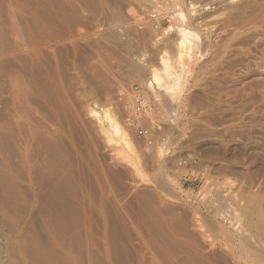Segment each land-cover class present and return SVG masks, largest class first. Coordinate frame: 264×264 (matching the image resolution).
<instances>
[{"label": "rangeland", "instance_id": "374dc122", "mask_svg": "<svg viewBox=\"0 0 264 264\" xmlns=\"http://www.w3.org/2000/svg\"><path fill=\"white\" fill-rule=\"evenodd\" d=\"M189 2L0 1V264H36L32 244L50 243L40 232L43 159L59 160L72 178L67 198L71 190L93 209L104 204L108 219L126 222L118 231L109 223L114 256L128 260L119 264H264V10L211 23L206 15L194 20ZM182 28L198 37H188L191 53L179 62ZM162 55L175 67L160 69L159 86L148 87ZM135 88L144 113L135 110ZM91 109L100 117L108 111L123 134ZM133 124L143 126L145 138ZM30 127L59 135L60 150L33 142ZM97 214L88 227L102 245ZM64 239L58 242L67 248L72 239ZM80 246L61 251L62 259L88 264Z\"/></svg>", "mask_w": 264, "mask_h": 264}, {"label": "bare ground", "instance_id": "6f19581e", "mask_svg": "<svg viewBox=\"0 0 264 264\" xmlns=\"http://www.w3.org/2000/svg\"><path fill=\"white\" fill-rule=\"evenodd\" d=\"M1 1V0H0ZM190 2H189V4L191 5V6H189L190 8L189 9H193L192 10V12H194L195 14H196V16H195V19L194 20H200V19H202V17L203 16H205L206 15V17H208V21L209 22H211V23H214V21L216 22L217 20H215V19H218V16L219 15H222V18H223V16H224V18L226 17V19H227V21L229 22V21H231V20H245L244 18L246 17L247 18V15L250 13V12H252V11H254V10H258V9H260V10H264V0H189ZM194 2V3H193ZM112 8V7H111ZM97 9V8H96ZM119 10V9H118ZM259 10V11H260ZM1 12V11H0ZM114 12V11H113ZM189 12V11H188ZM22 13V12H21ZM257 13V12H256ZM261 13V12H260ZM263 13V12H262ZM261 13V15H263ZM255 14V13H254ZM20 15V14H19ZM177 15V14H176ZM179 15V17L182 19V21H183V23H187V22H189L188 21V18L190 19V17H188L187 15L188 14H183L181 11H180V13L178 14ZM24 16V15H23ZM255 17H257V16H255ZM262 17H264V16H262ZM14 18V17H13ZM108 18V17H107ZM220 18H221V16H220ZM219 18V19H220ZM259 18H260V16H259ZM173 19H174V16H173ZM225 19V20H226ZM114 20V19H113ZM191 20H192V18H191ZM193 20V21H194ZM264 20V19H263ZM262 20V21H263ZM205 21V20H204ZM224 20H222L221 22H223ZM261 21V20H260ZM30 22V21H29ZM121 22V21H120ZM218 22V21H217ZM220 22V23H221ZM192 24H193V22H191ZM194 23H196V22H194ZM219 23V24H220ZM224 23V22H223ZM230 23V22H229ZM29 24V23H28ZM111 24V23H110ZM145 24V23H144ZM143 24V25H144ZM190 24V23H189ZM201 24V21H199V22H197L196 23V25H198V26H201L200 25ZM217 23H215V25H216ZM227 24V23H226ZM141 25V24H140ZM150 25V24H149ZM209 25V24H208ZM224 25H225V23H224ZM186 26V25H185ZM192 26V25H191ZM194 26V25H193ZM217 26V25H216ZM196 27V26H195ZM22 28H23V26H22ZM116 28V27H115ZM197 28V27H196ZM112 29V28H111ZM34 30V29H33ZM107 31V30H106ZM109 31V30H108ZM20 32V31H19ZM24 35V34H23ZM26 35H27V33H26ZM101 35V34H100ZM190 35L192 36V37H198L194 32H192V31H190V29H187V28H182L181 29V38H180V40L177 42V44H176V48H177V50H176V54H175V57H176V60L177 61H179V62H181L182 60H183V58H185V56H188V54L189 53H191L190 52V49H191V42L188 40V37H190ZM18 36H19V34H18ZM117 36V35H116ZM114 37V36H113ZM107 38H109V37H107ZM106 39V38H105ZM152 39V38H151ZM190 39V38H189ZM35 40H36V38H35ZM107 40V39H106ZM156 40V39H155ZM50 41V40H49ZM40 43V42H39ZM38 43V44H39ZM97 43V42H96ZM166 43V42H165ZM32 44V43H31ZM124 44V43H123ZM156 44V43H155ZM159 44V43H158ZM40 45V44H39ZM63 45V44H62ZM67 45V44H66ZM115 45V44H114ZM159 46V45H158ZM15 47V46H14ZM27 47V46H26ZM29 47V46H28ZM155 47V46H154ZM162 47V46H161ZM167 47H168V45H167ZM170 47V46H169ZM121 48V47H120ZM131 48V47H130ZM163 48V47H162ZM166 48V47H165ZM57 49V48H56ZM129 49V48H128ZM160 49V48H159ZM171 49H172V47H171ZM119 50V49H118ZM131 50V49H130ZM148 50V49H147ZM0 51H1V49H0ZM43 51V50H42ZM2 52V51H1ZM151 52V51H150ZM169 52L171 53V51L169 50ZM42 53V52H41ZM34 54V53H33ZM61 54V53H60ZM43 55V54H42ZM130 56V55H129ZM137 56V55H136ZM163 56L164 55H162L160 58H161V67H160V65L158 66V68H152L151 70H150V72H149V76H148V78H147V86L148 87H154V86H159V84H160V79H161V75H160V73H159V71H160V69H162L163 68V70L165 71V72H168V71H171V69L173 68V67H175V64H174V62H172L171 61V56H169V55H165L166 57H164L163 58ZM31 57V56H30ZM44 57V56H43ZM156 57V56H155ZM1 58V57H0ZM10 58V57H9ZM39 58V57H38ZM37 58V59H38ZM13 59H14V57H13ZM32 59V58H31ZM137 59V58H136ZM38 61V60H37ZM123 61V60H122ZM9 62V61H8ZM43 62V61H42ZM129 62V61H128ZM134 62V61H133ZM28 63V62H27ZM33 63H34V61H33ZM48 63V62H47ZM146 63V62H145ZM42 64H44V63H42ZM4 65V64H3ZM35 65H36V63H35ZM51 65V64H50ZM28 66V65H27ZM47 66V65H46ZM11 67V66H10ZM43 67V66H42ZM148 67V66H147ZM2 68V67H1ZM18 69V68H17ZM34 69H35V67H34ZM51 69V68H50ZM150 69V68H149ZM13 70V69H12ZM40 70V69H39ZM38 71V70H37ZM17 73V72H16ZM170 73V72H169ZM22 74V73H21ZM60 74V73H59ZM143 74V73H142ZM16 75V74H15ZM18 75V74H17ZM172 75H173V73H172ZM19 76V75H18ZM5 77V76H4ZM16 77V76H15ZM33 77H34V75H33ZM39 78V77H38ZM17 79H19V78H17ZM23 79V78H22ZM178 79V78H177ZM3 80V79H2ZM12 80V79H11ZM19 81V80H18ZM29 81V80H28ZM35 81V80H34ZM40 81V80H39ZM43 82V81H42ZM36 83H37V81H36ZM178 83V82H177ZM12 84V83H11ZM14 84V83H13ZM25 84V83H24ZM39 84V83H38ZM3 85V84H2ZM45 85V84H44ZM17 86V85H16ZM15 87V86H14ZM24 87V86H23ZM40 87V86H39ZM38 87V88H39ZM17 88V87H16ZM22 88V87H21ZM41 88H43V87H41ZM18 89L20 90V88H19V86H18ZM23 89V88H22ZM28 89V88H27ZM33 89V88H32ZM17 91V90H16ZM24 91H26L25 89H24ZM23 91V92H24ZM40 91V90H39ZM58 91V90H57ZM12 92V91H11ZM19 93V92H18ZM26 94V93H25ZM24 95V94H23ZM28 95V94H27ZM14 96H16V95H14ZM23 97V96H22ZM33 98V97H32ZM29 100V99H28ZM29 102V101H28ZM22 103V102H21ZM35 103V102H34ZM89 103V102H88ZM29 104V103H28ZM15 105V104H14ZM23 105V104H22ZM24 106V105H23ZM27 106V105H26ZM15 108H17V107H15ZM26 109V108H25ZM29 109V108H28ZM43 109V108H42ZM27 110V109H26ZM89 110V109H88ZM8 111V110H7ZM38 111V110H37ZM20 112V111H19ZM46 112V111H45ZM108 112V111H107ZM106 111H103L102 112V118H103V120H101V122H104L105 121V123L106 122H110L112 125H113V128L118 132V133H122V131H121V128L119 127V125H118V123L115 121V119L113 118V116L110 114V113H107ZM26 113V112H25ZM51 113V112H50ZM20 114H22L21 112H20ZM42 114V113H41ZM40 114V115H41ZM57 114V113H56ZM90 114L94 117V118H98L99 120L101 119V117L99 116V114L95 111V109L93 110V109H91L90 110ZM39 115V116H40ZM10 116V115H9ZM43 116V115H42ZM46 116V115H45ZM48 116V115H47ZM91 116V117H92ZM19 117V116H18ZM54 117V116H53ZM8 118V117H7ZM16 118V117H15ZM59 118V117H58ZM27 119V118H26ZM20 119H18V121H19ZM47 120V119H46ZM60 120V119H59ZM98 120V121H99ZM14 121V120H13ZM21 121V120H20ZM19 121V122H20ZM30 121V120H29ZM1 122V121H0ZM25 122V121H24ZM28 122V121H27ZM4 123V122H3ZM18 123V122H17ZM26 123V122H25ZM99 123V122H98ZM12 124V123H11ZM34 123H32V125H33ZM34 125H36V124H34ZM42 125V124H41ZM44 125V124H43ZM7 126V125H6ZM19 126H21V125H19ZM23 126H24V124H23ZM25 127V126H24ZM34 127V126H33ZM42 127V126H41ZM45 127V126H44ZM101 127H103V126H101ZM3 128H4V126H3ZM9 128V127H8ZM11 128V127H10ZM30 128H32V127H30ZM1 129V128H0ZM23 129V128H22ZM34 128H32V130H33ZM12 129H10V131H11ZM50 130V129H49ZM1 131V130H0ZM24 131V130H23ZM30 131V130H29ZM106 131V130H105ZM6 132V131H5ZM116 132V133H117ZM7 133V132H6ZM55 133V132H54ZM105 134H106V132H105ZM123 134V133H122ZM6 135V134H5ZM15 135V134H14ZM21 135V134H20ZM28 135V134H27ZM52 135H54L53 133L52 134H50V133H47V131H44L43 130V128L41 129H34V132H32V141L34 140V141H36V140H38V141H40V145H41V143H42V145H43V149H45V151H49L50 150V148H52V147H57V146H60V142H58V136H56V137H53L52 138ZM6 137V136H5ZM26 137V136H25ZM124 137H125V134H124ZM56 138H57V140H56ZM11 139V138H10ZM33 141V142H34ZM38 141H36V142H38ZM14 142V141H13ZM35 142V143H36ZM54 142H58V144H56L55 143V145H54ZM16 143V142H15ZM21 143V142H20ZM128 144V143H127ZM54 145V146H53ZM57 145V146H56ZM37 146H38V144H37ZM129 146V145H128ZM41 147V146H40ZM8 148V147H7ZM58 149H59V147H57ZM14 149V148H13ZM40 149V148H39ZM42 149V148H41ZM40 149V150H41ZM43 149H42V151H43ZM1 150V149H0ZM7 150V149H6ZM60 150V149H59ZM11 152V151H10ZM47 152H46V154H47ZM52 152V151H51ZM2 153V152H1ZM4 153V152H3ZM40 153V152H39ZM44 153V152H43ZM66 153V152H65ZM45 154V153H44ZM58 154V153H57ZM34 155V154H33ZM32 155V156H33ZM70 156V155H69ZM41 157V156H40ZM50 157V156H49ZM45 158V157H44ZM55 158V157H54ZM48 160V159H47ZM58 160V159H57ZM59 161V160H58ZM57 161V162H58ZM61 161V160H60ZM68 161V160H67ZM36 162V161H35ZM41 162V164H43V165H41V166H43V167H41L42 169H43V171H41V170H39V171H41L40 173H42V175L41 176H38V177H40V180H41V184H42V186H44V188H45V186H46V191L45 190H43V191H45V193H44V195H43V193L41 194V195H43L42 196V198L43 199H45V203L43 202V200H42V202L45 204V207H44V209H46L47 210V213H45V215L43 216V218H42V221H41V227H40V229H41V234L42 233H45L48 237V239L50 240V245L48 244V246H45L46 248H43L42 247V245H44L46 242V240L44 241L43 239V241H40L41 243L39 244V241H37L35 244H32V246L34 247V251H35V253L34 254H36V259L35 258H33V262H34V259H35V261H36V264H77L76 263V256L75 257H72V256H70L69 255V257H67V261H65L64 259H62V257H61V255H60V252L61 251H65L66 253H69V248L68 247H71L72 245L73 246H75V247H79L80 245V247H82L84 250H85V252L88 254V260H89V263L88 264H115L116 263V261H117V263H118V260L120 259V261H119V263L121 262H125L126 263V261H128L126 258L124 259V260H122L123 259V257L121 258V255H120V258L118 257V259H117V257L116 256H118V255H116V256H114V251H113V248L111 249V243L109 244V241L110 242H112L111 240H109L110 238H111V236H110V234L112 235V227H115L114 228V231L116 230V229H121V230H123V229H125L126 228V226H125V224H126V222L124 223V221H123V219L121 218V216L117 213V215H118V217L120 216V218L121 219H119L117 216H116V214L114 213L113 215L115 216L114 218H118L117 220L116 219H114V220H112V219H108V217H106L105 216V214H104V212H103V209L101 208V206H103V205H101L100 207H98L97 208V210L96 209H93V208H91L90 206H86L85 205V203H83V202H80L79 200H77V198L75 199L74 198V196H75V194H73L74 192L73 191H71V190H69L70 191V193H71V195L72 196H70L71 198L69 199V198H67L66 197V194L64 195V192L67 190V192H68V188H73L72 186H71V184L70 183H72L73 182V180H72V178L71 177H68L69 176V174L68 173H66V172H64V174L61 172V167L60 166H58L59 164H60V162H59V164L55 161V163L54 162H51V161H44V159H43V161H40ZM1 163V162H0ZM57 163V164H56ZM62 163V162H61ZM69 163V162H68ZM13 164V163H12ZM38 164V163H37ZM63 164V163H62ZM62 164H61V166H62ZM40 165V164H39ZM64 166V165H63ZM62 166V167H63ZM11 167V166H10ZM15 167V166H14ZM91 167V166H90ZM64 168V167H63ZM62 168V169H63ZM33 169V168H32ZM66 169V168H65ZM85 169V168H84ZM93 169V168H92ZM104 169V168H103ZM12 170V169H11ZM17 170V169H16ZM73 170V169H72ZM14 171V170H13ZM33 171V170H32ZM66 171V170H65ZM17 173V172H16ZM67 174V176H66V174ZM86 173V172H85ZM37 174V173H36ZM80 174V173H79ZM108 174V173H107ZM20 175V174H19ZM75 175V174H74ZM101 176V175H100ZM4 177V176H3ZM72 177H74L73 175H72ZM97 178V177H96ZM74 179V178H73ZM98 179V181H100L99 179H100V177L99 178H97ZM107 179V178H106ZM9 180H10V178H9ZM38 180V179H37ZM91 180V179H90ZM97 181V180H96ZM97 181V182H98ZM40 182V181H39ZM93 182V181H92ZM100 184V183H99ZM2 185V184H1ZM83 185V184H82ZM70 186V187H69ZM36 187V186H35ZM90 187V186H89ZM101 187V186H100ZM102 187H103V185H102ZM6 188V187H5ZM120 188V187H119ZM77 189V188H76ZM104 189V188H103ZM123 189V188H122ZM74 190V189H73ZM96 190V189H95ZM9 191H10V189H9ZM13 191V190H12ZM42 191V192H43ZM63 191V192H62ZM75 191V190H74ZM103 192L105 191V190H102ZM17 192V191H16ZM73 192V193H72ZM83 191H81V193H82ZM125 192V191H124ZM144 192V191H143ZM78 193V192H77ZM132 193H134V192H132ZM8 194V193H7ZM12 194H13V192H12ZM18 194V193H17ZM104 194V193H103ZM116 195V194H115ZM138 195V194H137ZM10 196H12L11 195V193H10ZM15 196V195H14ZM39 196V195H38ZM90 196V195H89ZM132 196V195H131ZM139 196V195H138ZM23 197V196H22ZM80 197V196H79ZM141 197H142V195H141ZM149 197V196H148ZM151 197V196H150ZM6 198V197H5ZM109 198V197H108ZM125 198V197H124ZM16 199V198H15ZM14 199V200H15ZM41 198H40V196L38 197V200L39 201H41L40 200ZM92 199V198H91ZM94 199V198H93ZM102 199H104V197L102 198ZM145 199V198H144ZM143 199V200H144ZM151 199V198H150ZM154 199V198H153ZM36 200V203H37V199H35ZM34 200V201H35ZM83 200V199H82ZM4 201V200H3ZM9 201V200H8ZM21 201V200H20ZM33 201V200H32ZM39 201H38V203H39ZM85 201V200H84ZM109 201V200H108ZM141 201V200H140ZM5 202V201H4ZM105 202V201H104ZM142 202V201H141ZM152 202V201H151ZM154 202V201H153ZM153 202H152V204H153ZM6 203V202H5ZM8 203V202H7ZM6 203V204H7ZM41 203V202H40ZM145 203V202H144ZM147 203V202H146ZM87 204V203H86ZM90 204V203H89ZM3 205V204H2ZM29 205V204H28ZM42 205V204H41ZM144 205V204H143ZM148 205V204H147ZM154 205H156V204H154ZM43 206V205H42ZM146 206V205H145ZM17 207V206H16ZM20 207V206H19ZM36 207H37V204H36ZM38 207H40V206H38ZM87 207V208H86ZM104 207V206H103ZM114 207V206H113ZM142 207V206H141ZM151 207V206H150ZM10 208V207H9ZM41 208V207H40ZM146 208V207H145ZM154 208H155V206H154ZM8 209V208H7ZM24 209V208H23ZM92 209H93V211L95 210L96 211V213L98 212V214L100 215V217H101V221H102V225H103V234H104V242L102 243V245H101V243H99V244H97L99 241H95L96 239L94 238V234L90 231L91 229H92V227L90 228V227H88V225L90 224V218H91V215H92ZM11 210V209H10ZM20 210V209H19ZM35 210V209H34ZM154 211V210H153ZM41 212V211H40ZM39 212V213H40ZM43 212H44V210L42 211V215H43ZM114 212V211H113ZM158 212V211H157ZM157 212H156V210H155V212H154V214H157ZM19 213V212H18ZM33 213V212H32ZM38 213V214H39ZM152 213V212H151ZM97 214V215H98ZM153 214V215H154ZM172 214V213H171ZM25 215V214H24ZM110 215H112V214H110ZM112 215V216H113ZM40 216V215H39ZM95 216V215H94ZM93 216V217H94ZM111 216V217H112ZM156 216V215H155ZM157 216H158V214H157ZM173 216V215H172ZM171 216V217H172ZM21 217H22V215H21ZM170 217V218H171ZM4 218V217H3ZM98 218V217H97ZM20 219V218H19ZM178 219H179V217H178ZM38 220V219H37ZM94 220V219H93ZM111 220V221H110ZM116 220V221H115ZM173 220L175 221L176 219L175 218H173ZM113 221H115V222H113ZM164 221V220H163ZM172 221V220H171ZM6 222V221H5ZM35 222V221H34ZM93 222V221H92ZM165 222V221H164ZM168 222V221H167ZM33 223V222H32ZM112 223V224H114V226H112L111 228H110V224ZM161 223V222H160ZM178 223H179V221H178ZM1 224V223H0ZM40 224V223H39ZM100 224V223H99ZM101 225V224H100ZM161 225H162V223H161ZM171 225L173 226L174 224H172L171 223ZM7 226V225H6ZM12 226V225H11ZM36 226H37V224H36ZM36 226H33V228L34 227H36ZM90 226V225H89ZM163 226V225H162ZM162 226H160V228L162 227ZM167 226V225H166ZM7 228V227H6ZM109 228L111 229V231L109 230ZM164 228V227H163ZM168 228V227H167ZM179 228V227H178ZM36 229V228H35ZM38 229V228H37ZM37 229H36V231H37ZM40 229H38V230H40ZM127 229V228H126ZM34 230V229H33ZM178 230V229H177ZM35 231V230H34ZM36 231H35V233H36ZM102 231V230H101ZM110 231V232H109ZM116 231H118V230H116ZM120 231V230H119ZM165 231V230H164ZM171 231V230H170ZM94 232V231H93ZM109 233V235H108V233ZM122 232H125V231H122ZM37 233H38V231H37ZM96 233V232H95ZM115 233V232H114ZM113 233V234H114ZM40 234V233H39ZM38 234V235H39ZM27 235V234H26ZM107 235L108 236H110L109 238H107ZM168 235V234H167ZM28 236V235H27ZM43 236V235H42ZM61 236L63 237V239H64V237H69V238H71L72 239V242H71V240H70V244H72L71 246H69L68 245V247L66 248L65 246H64V241H66L65 239H64V241H63V243L61 242H58V241H60V239H61ZM99 236V235H98ZM119 236V235H118ZM35 237V236H34ZM117 237V236H116ZM130 237V236H129ZM36 238V237H35ZM39 238H40V236H39ZM46 238V237H45ZM163 238H164V236H163ZM162 237H161V239H163ZM165 238H168L167 236L165 237ZM117 239V238H116ZM122 239V238H121ZM32 240H33V238H32ZM36 240V239H35ZM35 240H33V241H35ZM38 240V239H37ZM68 240V239H67ZM113 240V239H112ZM173 240V239H172ZM48 241V240H47ZM245 241V240H244ZM42 242H45V243H42ZM101 242V241H100ZM175 242V241H174ZM48 243V242H47ZM67 243H68V241H67ZM113 243V242H112ZM165 243V242H164ZM177 243V242H176ZM30 244V243H29ZM42 244V245H41ZM114 244V243H113ZM158 244V243H157ZM172 244V243H171ZM174 244V243H173ZM22 245V244H21ZM117 245V244H116ZM115 245V246H116ZM166 245H168L167 243H166ZM6 246V245H5ZM163 246H165V245H163ZM176 246V245H175ZM174 246V247H175ZM182 246V245H181ZM21 247V246H20ZM19 247V248H20ZM112 247H114V245H112ZM120 247V246H119ZM169 247H170V245H169ZM183 247H184V245H183ZM6 248H8V247H6ZM25 247L23 246V248L21 247V249H24ZM101 248H102V252H101ZM171 248V247H170ZM12 249H13V246H12ZM115 249V248H114ZM160 249V248H159ZM25 250V249H24ZM71 250V249H70ZM87 250V251H86ZM117 250V249H116ZM23 251V250H22ZM172 251V250H171ZM174 251V250H173ZM29 252V251H28ZM72 253L74 252V251H71ZM78 252V251H77ZM84 252V251H83ZM27 253V252H26ZM32 253V252H31ZM30 253V254H31ZM120 253H124L123 251H121ZM163 253V252H162ZM29 254V253H28ZM76 254V253H75ZM78 254H79V252H78ZM81 254V253H80ZM78 255L79 257L80 256H82V254L81 255ZM86 254V255H87ZM100 254H102V256L100 255ZM33 255V254H32ZM74 255V254H73ZM164 255V254H163ZM204 255V254H203ZM257 255V254H256ZM63 256V255H62ZM64 257V256H63ZM83 257V256H82ZM116 257V258H115ZM86 258H87V256H86ZM145 258V257H144ZM260 258V257H259ZM166 259V258H165ZM193 259V258H192ZM116 260V261H115ZM81 261V260H80ZM79 261V262H80ZM82 261H84L85 262V260H83L82 259ZM81 261V262H82ZM176 261V260H175ZM11 262V261H10ZM80 262V264H82V263H84V262H82L81 263ZM218 262V261H217ZM9 263V262H8ZM13 263V262H12ZM118 263V264H119ZM166 263H167V261H166ZM33 264V263H32ZM85 264H87L86 262H85ZM180 264V263H179ZM195 264V263H194ZM200 264V263H199Z\"/></svg>", "mask_w": 264, "mask_h": 264}, {"label": "built area", "instance_id": "2783aa9c", "mask_svg": "<svg viewBox=\"0 0 264 264\" xmlns=\"http://www.w3.org/2000/svg\"><path fill=\"white\" fill-rule=\"evenodd\" d=\"M133 104L135 106V110L137 113H144V106L148 108V106L145 103L144 100V96L143 93L138 90L137 88L134 89L133 92ZM134 125V129L136 130V133L138 136L145 138L146 134V130L143 128V126H141L140 124H133Z\"/></svg>", "mask_w": 264, "mask_h": 264}]
</instances>
